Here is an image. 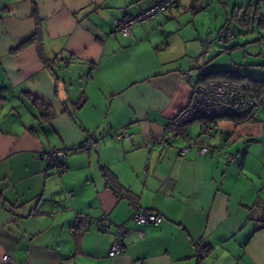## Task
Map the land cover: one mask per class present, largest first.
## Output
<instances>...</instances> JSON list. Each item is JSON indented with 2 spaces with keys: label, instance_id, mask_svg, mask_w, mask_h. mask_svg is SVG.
<instances>
[{
  "label": "crops",
  "instance_id": "1",
  "mask_svg": "<svg viewBox=\"0 0 264 264\" xmlns=\"http://www.w3.org/2000/svg\"><path fill=\"white\" fill-rule=\"evenodd\" d=\"M151 4L0 0V259L9 253L16 264H264V193L230 186L233 158L224 156L227 143L264 133V124L197 119L184 134L165 131L202 83L201 72L213 70L199 30L175 23L179 3L133 24L128 35L113 31L115 18ZM46 109L49 118L40 116ZM123 127L132 136L118 141L113 135ZM191 141L208 152L193 145L180 155ZM81 142L90 149L72 150ZM53 149L67 153L48 165ZM138 209L163 220L139 225L132 219ZM78 215H106L107 230L76 222ZM118 227L129 233L125 250L110 257ZM199 248L206 250L201 259Z\"/></svg>",
  "mask_w": 264,
  "mask_h": 264
},
{
  "label": "rangeland",
  "instance_id": "2",
  "mask_svg": "<svg viewBox=\"0 0 264 264\" xmlns=\"http://www.w3.org/2000/svg\"><path fill=\"white\" fill-rule=\"evenodd\" d=\"M178 3L180 9L175 11V23L196 27L203 39L209 35L214 38L225 20H231L233 12L240 16L248 11L252 19L258 16L264 21V1L261 0H179ZM234 24L238 36L228 41L214 38L206 65L213 71L233 67L241 73H249L252 78H264V26L259 25L258 20H251L249 25ZM257 119L264 124V106L259 109ZM228 155L233 158L228 167L235 174L229 185L244 191L260 189L264 193V133L227 143L224 156ZM261 202L260 209L264 211V201Z\"/></svg>",
  "mask_w": 264,
  "mask_h": 264
},
{
  "label": "built area",
  "instance_id": "3",
  "mask_svg": "<svg viewBox=\"0 0 264 264\" xmlns=\"http://www.w3.org/2000/svg\"><path fill=\"white\" fill-rule=\"evenodd\" d=\"M179 2V0H152V5L136 15L122 16L115 18L113 21V31L121 35H128L130 27L135 23L148 21L155 16L162 14L172 4ZM236 35V32L231 28L229 23L220 27L215 37L218 40H228ZM211 35L202 38V53L206 55L211 50V43L214 39ZM204 72H201V76ZM183 76L189 77V71H186ZM261 105H264V97L256 98L252 94L250 86L247 82L232 83L225 79H208L202 83L194 85L192 98L189 104L184 107L175 117H173L165 127V131L171 134H184L186 126L189 122L197 119H220V118H235L240 122L254 121L258 116V110ZM114 138L118 141L129 138L132 133L128 132L125 127L119 129L114 133ZM159 146L164 145L162 141H158ZM162 145V146H163ZM195 145L197 152L204 154L208 152L207 145L198 144L195 141L187 143L178 151L180 155H184L188 149ZM90 149V143L81 142L72 150ZM67 150L53 149L46 153L45 159L48 165L56 163L57 158H64ZM59 172L63 168L57 169ZM132 219L139 225L144 224H159L163 217L160 213L153 211L136 210L132 214ZM76 222H83L87 225L94 226L98 229L107 230L106 222L107 216L101 215L97 219H89L84 215H78ZM128 230L124 227H118L115 240L112 242L108 256L113 257L122 253L125 250V240L128 237ZM141 236L142 233L139 232ZM0 264H16L9 253H4L1 256Z\"/></svg>",
  "mask_w": 264,
  "mask_h": 264
},
{
  "label": "trees",
  "instance_id": "4",
  "mask_svg": "<svg viewBox=\"0 0 264 264\" xmlns=\"http://www.w3.org/2000/svg\"><path fill=\"white\" fill-rule=\"evenodd\" d=\"M261 1H264V0H261ZM177 3L172 4L171 7L167 8L166 11H164L162 14H165L167 11L171 10L172 8H174L177 5ZM34 15H36L35 8H34ZM36 19H37V16H36ZM251 20L252 21L258 20V24L261 25V26H264V21H262V18L258 19V16L257 17L256 16H253V19H252L251 18V14L248 11L243 12L240 16L238 15V13H236V12L234 13L233 12L232 13L231 20L229 18H227L222 25H224L226 23H229V25H231V28L236 32V35L231 38V39H233V38L237 37L238 34H239V32H238V30H237V28H236V26H235L234 23H238V24H241V25H246V24L249 25V23H251ZM38 23H39V21H38ZM222 25L220 27H222ZM231 39H228V40H231ZM33 40H34L33 37L32 38H29V39L25 40L23 43H21V45L19 47H22V46H24V45L32 42ZM228 40H225V41H228ZM50 70L53 73H55V71H54L53 68H51ZM203 72H204V75L201 76L202 82L203 81H206L208 79H216V78H218V79H225V80L230 81L232 83L247 82L249 84V86H250V89H251L252 94L254 95V97H256V98L264 97V78H252L249 73H241L240 71L236 70L233 67H229V68H226V69H221V70H217V71H213V72L212 71L211 72H208L206 70V68H205ZM34 100H36V99H34ZM82 102H83V100L77 102L76 103V107L78 108L82 104ZM262 106H264V105H261L259 107V109ZM258 112H259V110H258ZM40 116H42L44 118H49L50 116H52V114L49 113L47 111V109H46V110H44V111L41 112V115ZM233 119L234 120H237L235 118H233ZM205 120H207L208 122L209 121H215V119H205V118H202L203 123L205 122ZM58 167L59 168H62L61 164H59ZM104 176L107 178V181L108 182L111 181L110 175H108L107 171L104 172ZM112 189L116 193V195H118L120 197L121 196H125V197L128 196L126 192H122L120 190H117V188L114 187V186H112ZM205 252H206V250L202 251L200 248L198 249V255H199L200 259H201V257L204 256V253Z\"/></svg>",
  "mask_w": 264,
  "mask_h": 264
},
{
  "label": "water",
  "instance_id": "5",
  "mask_svg": "<svg viewBox=\"0 0 264 264\" xmlns=\"http://www.w3.org/2000/svg\"><path fill=\"white\" fill-rule=\"evenodd\" d=\"M58 88H59V99L63 100L64 99V95H63L64 94V92H63V90H64L63 88L64 87H63V84L59 83Z\"/></svg>",
  "mask_w": 264,
  "mask_h": 264
}]
</instances>
